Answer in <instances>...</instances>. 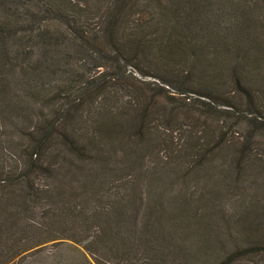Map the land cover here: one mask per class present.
<instances>
[{
	"label": "trees",
	"instance_id": "1",
	"mask_svg": "<svg viewBox=\"0 0 264 264\" xmlns=\"http://www.w3.org/2000/svg\"><path fill=\"white\" fill-rule=\"evenodd\" d=\"M16 1V6L5 1L0 17V143L1 148L8 141H23V145L17 144L18 158L13 155L0 162V251L6 257L0 264L14 261L25 251L28 237L20 231L19 222L41 203L47 207L45 199L61 204L70 194L66 188L49 187L41 178L55 164L56 150L65 158L71 154L97 165L119 156H142L162 146V152L168 151L163 156L164 168H184L186 175L215 170L220 173L214 176L220 177L217 185L227 190L239 183L238 178L230 179L233 174L257 172L253 183L264 190L261 94L251 77L241 72V65L231 69L229 81L204 74L210 47L203 44L207 27L201 13L203 17L202 10L212 2L188 0L165 6L163 0H97L94 6L89 0ZM236 4L245 17L237 25L247 28L252 22L247 23L248 16L261 19L264 0H238ZM183 13L192 16V23L182 22ZM135 14L141 20H131ZM146 15L150 18L143 19ZM61 49L65 52L60 58L46 60ZM182 57L188 67L181 65ZM195 69L200 80L195 78ZM38 107L41 116L33 122ZM26 108L32 110L31 126L22 114ZM5 119L20 130V136L17 131L10 133ZM159 119L168 126L157 137L154 124ZM227 146L234 158L228 168L216 164L218 156L227 155ZM131 195L143 194L133 188ZM75 196L82 195L78 191ZM131 207L104 203L86 208L75 199L50 216L53 221L67 216L68 223L87 230L88 238L75 240L85 251L96 246L97 251L109 252L106 235L110 239L111 231L101 219L111 211L131 222L141 211L129 214ZM133 225L138 226V221ZM122 229L112 232L121 235ZM61 238L65 237L55 229L40 244ZM261 251L264 236L254 237L218 264H234Z\"/></svg>",
	"mask_w": 264,
	"mask_h": 264
},
{
	"label": "rangeland",
	"instance_id": "2",
	"mask_svg": "<svg viewBox=\"0 0 264 264\" xmlns=\"http://www.w3.org/2000/svg\"><path fill=\"white\" fill-rule=\"evenodd\" d=\"M5 1L12 6L17 5L16 0H0V17L4 15ZM103 1L100 0V3ZM179 1L189 3L188 0H163V4L173 6ZM89 2L96 6L99 1ZM208 2H212L213 6L210 3L202 10L203 17L201 13L207 27L203 44L210 47L208 62L203 65L205 76L213 78L220 75L221 80L229 81L231 69L241 65V72L251 77L258 96H262L259 103L264 106L263 10L260 9L261 19L256 15L246 17L247 23H253H248V27L244 28L237 25V22L245 20L242 10L236 4L238 0ZM185 16V13L181 15L182 22L186 20L185 23H192V16ZM141 17L135 14L131 20H141ZM83 18L90 21L86 16ZM145 18L150 17L146 15ZM58 22L55 25L61 27ZM64 52V49L57 50L53 55H48L46 60L51 61L53 56L58 59ZM185 61L183 57L180 59L181 65L188 67ZM198 70H194L196 80L201 79ZM14 86L17 90L21 88L19 82L14 83ZM41 110L38 107L33 112V122L40 119ZM30 112L27 108L22 112L24 121L28 122L32 117V110ZM33 122L29 121L28 124L31 126ZM6 124L10 133L17 131V136H20L19 129H13L9 121ZM154 126L158 137L168 124L165 125L164 120L159 119ZM18 143L23 145V141ZM18 143L8 141L3 143V148L0 143V162L13 155L18 158ZM155 144L156 141L150 148L153 149ZM229 147H225L228 149L227 155L217 157L216 164L224 163L226 168L229 167L234 159ZM154 150L152 153L148 150L142 156L133 154L129 158L119 156L101 160L97 165L92 163L94 161H83L71 154L65 158L56 150L55 164L41 178L49 187L56 190L66 188L70 194L61 200V204L54 199H45L49 203L47 207H41V203L30 217H24L19 222L20 231L24 230L28 237L23 245L25 251L7 264H218L226 254L235 248L244 247L251 238L264 236V190L253 183L257 172L248 176L235 173L230 179L238 178L237 186L230 185L229 190L225 187L221 189L217 185L220 177H214L220 175L219 172L194 170L186 175L184 168H164L166 159L163 156L168 151L162 152V146ZM49 160L53 161L51 158ZM97 171L102 174L95 176ZM104 179L106 182L103 184ZM133 188L143 194V199L138 195L133 198ZM78 191L82 195L80 198L75 196ZM75 199L86 208L104 203H113L119 208L124 205L133 206L127 213H136L140 209V216L129 222V217H122L120 212L108 211L109 214L101 221L111 231L110 239L106 235L111 250L101 252L93 246L91 251H85L83 245L75 240L88 238L87 230L77 228V224L72 221L68 223L67 216L56 217L59 221H53L50 216L53 212L62 211L61 206ZM101 221L93 220L98 223V227ZM136 221L138 226L133 225ZM125 223L129 226H123ZM121 227V235L112 232ZM55 229L65 238L40 244ZM6 234L11 233L7 231ZM2 260L5 261L6 257L0 251V262ZM234 264H264V251L240 258Z\"/></svg>",
	"mask_w": 264,
	"mask_h": 264
}]
</instances>
